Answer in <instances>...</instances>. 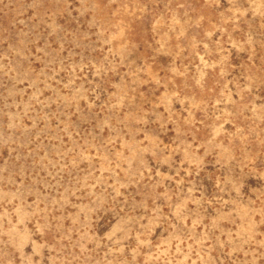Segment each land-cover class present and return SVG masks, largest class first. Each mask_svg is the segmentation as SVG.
I'll list each match as a JSON object with an SVG mask.
<instances>
[{"label": "rangeland", "instance_id": "obj_1", "mask_svg": "<svg viewBox=\"0 0 264 264\" xmlns=\"http://www.w3.org/2000/svg\"><path fill=\"white\" fill-rule=\"evenodd\" d=\"M0 264H264V0H0Z\"/></svg>", "mask_w": 264, "mask_h": 264}]
</instances>
